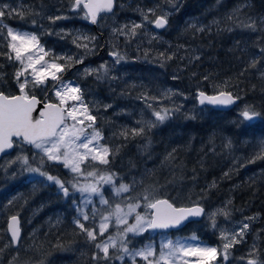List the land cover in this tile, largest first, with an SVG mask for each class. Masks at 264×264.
Masks as SVG:
<instances>
[{
    "label": "trees",
    "instance_id": "1",
    "mask_svg": "<svg viewBox=\"0 0 264 264\" xmlns=\"http://www.w3.org/2000/svg\"><path fill=\"white\" fill-rule=\"evenodd\" d=\"M167 3L117 0L115 13L100 23L115 15L116 22L133 21ZM4 5L17 10L2 18L4 25L34 33L48 48L71 57L62 59L69 64L62 74L84 91L110 149L109 162L99 167L101 174L132 183L130 202L143 201L148 189L178 207L201 205L206 214L221 212L214 216L215 227L204 217L170 232L172 238L194 236L220 251L223 220L248 224L244 236L227 250L230 264H248L250 259L264 264V158H258L264 154V0H179L170 7L160 40L147 35L139 42L132 35L127 43L105 25L91 28L82 7L73 10L74 0H0V7ZM251 21L255 30L245 26ZM6 32L0 34V92L11 96L19 94L16 73L21 65L8 47ZM80 32L95 38L77 40ZM78 43H89L90 50ZM110 53L124 58L117 63ZM78 58L88 64L84 70L94 71L81 76L70 72ZM55 85L29 91L44 102L57 103L51 91ZM221 91L240 103L230 111L199 107V92ZM245 110L258 115L245 120ZM156 112L167 113L166 119L156 121ZM141 128L143 132L133 134ZM18 156H27L34 168L40 164L34 148L19 143L0 160V264H118L114 250L108 260H94L93 255L103 253L75 224L79 218L98 234L103 213L88 211L89 220H82L81 195L72 187L78 183L74 174L44 160L42 170L69 188L65 197L55 182L23 168ZM109 199L111 204L126 201L111 195ZM12 216L22 222L17 248L8 234ZM110 234L98 235V241ZM150 241L143 235L130 238L128 245L137 249Z\"/></svg>",
    "mask_w": 264,
    "mask_h": 264
},
{
    "label": "snow or ice",
    "instance_id": "2",
    "mask_svg": "<svg viewBox=\"0 0 264 264\" xmlns=\"http://www.w3.org/2000/svg\"><path fill=\"white\" fill-rule=\"evenodd\" d=\"M82 9L84 11V18L89 19L91 23L97 22L98 13L101 11L111 12L113 8V0H74L73 10ZM151 11V10H149ZM15 8H11L8 5L0 7V34L3 29H7L6 35L10 38L8 47L11 53H14V58L21 64V70L16 73V80L18 83L19 94L18 95H5L0 92V154L6 150L12 149L16 144H26L32 146L37 150L36 155L43 154L40 157V164L37 167H32L29 163L27 156H18L17 161L20 162L23 168H26L28 172L39 173L41 177H45L48 181H54L59 185L63 195L67 197L69 195V188L65 184L55 178L52 175L46 174L42 170L44 164V157L48 161H55L63 163V166L70 169L72 173H81V163L88 160L89 157L92 161H98L100 164H107L109 155L108 147H102L98 145V139L100 133L93 130L91 134L86 135V128L82 127L85 124V120L92 122L87 127H92L95 123L96 117L89 112L88 105L84 102L83 91L80 86L72 84V82H63L59 73L65 71L66 67H69L68 63L60 64L57 61L59 59L71 60V57L65 58L63 56L54 57L50 61H46L45 57L50 53L45 51V48L40 44L39 39L34 34L21 33L14 31L10 26L2 23V18L6 15H12L16 13ZM55 19H61L57 16ZM167 23L166 16L161 15L156 17L154 24L156 28H163ZM246 27H251L255 30V21L245 23ZM141 24L137 23L131 29V34L135 35V29L140 28ZM77 40L84 39L89 40V37H76ZM94 39V38H91ZM78 47H84L89 49V44L83 45L77 44ZM90 50V49H89ZM264 51V49H262ZM116 58V62L119 63L124 57L119 53H110ZM12 59V55L8 56ZM170 58V57H169ZM76 63H82L83 58H78ZM40 66V67H38ZM31 70V81L25 76L26 73ZM86 74H91L92 69L86 68ZM107 70H105L106 72ZM21 77H25L21 80ZM101 77L98 76L97 79ZM51 79L52 81L60 80L61 83L55 86V96L58 103H45L38 116L34 117L33 113L36 112V106L40 103L34 95L30 94L29 84L32 87L45 85L46 81ZM199 102L204 104L213 105H228L234 103V98L230 92L221 91L216 95L208 96L204 92H199ZM71 102V103H69ZM258 113L250 110L242 112V116L245 120L254 119ZM167 113L161 114L155 113L156 121L163 122L166 119ZM83 117V118H81ZM71 121V123H69ZM143 128L139 131L133 130L134 135H139L143 132ZM15 138V140L13 139ZM83 150V151H81ZM258 158H264V154L258 156ZM89 176L95 177L96 171H90L87 173ZM100 180L105 184L113 186L114 192L119 195L129 191V186L121 183L119 187L115 186L112 175H101ZM72 187L81 194L95 193L100 196V202L107 204L108 201L104 199L101 194V189L96 184L79 185L73 183ZM144 207L146 214L141 215L136 212L137 208L141 207V204L137 200L134 203L127 205V211H124L119 205L116 206L114 215L116 218L117 236L108 235L106 240L98 241V235L104 236L109 228V216H105L99 224V233L95 229L88 228L81 219H76L75 224L81 232L86 233L89 241L94 242L93 246L103 253V257L99 255H93L94 260H108L109 249L116 248V240H120V251L133 257H140L148 264H170V261H175L177 253L182 254L184 257H195L193 264H214V261L218 255V249L211 246H200L197 243H185L177 241L175 244L168 241L162 245L159 257L156 260H149V257L155 255L151 246L144 249L130 252L125 244L128 233L134 235L143 233L148 229H166L169 227H175L180 225L184 220L190 216H200L203 213V209L199 206L195 207H176L170 203L167 199L155 198L154 194L145 189L143 194ZM91 203L89 199L87 201ZM135 213V222L128 224V217ZM215 215V214H213ZM82 220L88 221L89 216L85 213H81ZM213 227H215V220H212ZM17 225V218L12 217V223L9 225L11 232V239L16 242L19 239V228ZM121 225H127L123 229ZM248 224H244L242 228L232 236L229 242L224 243V259L227 260V250L235 243L239 241L236 239L237 235L242 236L244 230L248 228ZM195 240V238H193ZM163 249H168L167 253ZM122 259V257H117ZM184 264H188V261H184ZM248 264H257L254 259L248 260Z\"/></svg>",
    "mask_w": 264,
    "mask_h": 264
},
{
    "label": "rangeland",
    "instance_id": "3",
    "mask_svg": "<svg viewBox=\"0 0 264 264\" xmlns=\"http://www.w3.org/2000/svg\"><path fill=\"white\" fill-rule=\"evenodd\" d=\"M178 2H179V0H168L167 4L159 6L157 8L150 9L151 11L148 10V12L146 14L141 15L140 18L134 19L133 21L127 20L126 22H124V21L116 22V20L119 17L115 18L117 16V15H115L113 17V19L110 20V22H108V21L106 23L105 22L104 23L101 22L100 26H104L105 25V27H107V29L109 31H112V32L116 33L118 36L124 37L123 39L127 43V41L129 39L130 40L132 39L130 37V36H132L131 29L134 27L135 24L139 23V24H141V29H138V28L135 29V35H134V39L135 40H137L139 42L144 41V37H146L147 35L149 36V38L154 37V39L160 40L162 33L161 32H156L153 29L154 21H155L156 17L161 16V15L166 16V19L169 20L171 14H172V10H171L170 7H175ZM151 14H152V17L149 16ZM123 17H125V16H123ZM14 31L21 32V33L34 34V33H31V32L22 31V30H14ZM34 35H36V34H34ZM85 35H88V34L82 33V32L79 33L80 37H85ZM92 38H95V37L93 36ZM38 39H39L40 44L45 48V51L50 53L49 56L45 57L46 61H50L54 57H59V56H63L65 58L69 57L67 55L66 51H64L62 53L61 52L60 53L56 52L55 50L48 48L45 45V43H42L39 37H38ZM89 40L91 41V37H90ZM134 46H136V45H134ZM118 47H120V46H118ZM89 48H90V46H89ZM118 50H121V49L118 48ZM57 62L60 63V64H65L62 59H59ZM83 64H84V66H83ZM87 66H88V64H85V60H83L82 63H76L75 62V64L71 68L73 71H70V72H74L76 75L81 76L84 73V68L87 67ZM38 67H40V66H38ZM30 72H31V70L29 69V72L25 74V76L29 79V81H31ZM62 73H59V76L61 77V80L63 82H72V84L77 85L75 82H73L72 80L69 79V77L67 76V73L66 74L65 73L62 74ZM24 78L25 77H21V80H23ZM49 83H51V84L56 83L55 86H57V85H59L61 83V81L60 80L52 81L51 79H48L46 81L45 85L36 86V87H32V85L30 83L29 84V90H33L35 88H40L42 91H45L47 89ZM55 90H56L55 87L53 89H51V91L53 93V96H54L55 100L58 103V100H57V98L55 96ZM83 99H84V102H85L84 91H83ZM69 103H71V102H69ZM81 118H83V117H81ZM69 123H71V121H69ZM91 123L92 122H89V121L85 120V124L82 125V127L86 128V135L87 134H91L93 132V130L99 132V130L97 129L95 123L92 124V127H87V125L91 124ZM100 137L101 138L98 139V145L102 146V147H107L104 144V142H103V137H102L101 133H100ZM108 149H109V147H108ZM81 151H83V150H81ZM34 152L37 153V150L34 149ZM109 153H110V149H109ZM42 155L43 154L41 153L40 155H37V157L40 158ZM107 159H108V157H107ZM44 160L48 161L46 157H44ZM48 162H50V163H59V164L63 165V163H61V162H55V161H48ZM101 165H104V164H100L98 161H92L91 158L89 157L88 160H86L83 163H81V173H79V174L72 173L70 171V169H67V168L66 169L70 173L74 174V176L78 179V183H80L81 186L88 185V184H96V186L101 189V194L103 195L104 199H106L108 201L107 204H102L100 202V196L99 195H97L95 193H91L90 194L88 192H85L83 194L80 193L81 199H82L81 200L82 204H81V207H80V215H81L82 212L87 214L88 211H90L92 213H96L97 211H102L103 216L101 217V220H100L99 224L101 223V221L103 220V218L105 216H109L110 217L109 222H108L109 223V228H108L107 232L108 233L111 232L110 235H112V236H117L116 218H115V215L113 213H114L115 208H116L117 205H119L124 211H127V205L131 204V203H134V202H130L129 197H128L130 192L133 189V184L132 183L129 184V183L119 182L113 177L116 187H119V185L121 183L126 184V185L129 186V191L128 192L120 193L119 195H117L114 192L112 185L105 184L102 180H100V176L101 175H108V173L101 174V170L99 168ZM93 170H95L96 173H97V175L95 177L87 175L88 172L93 171ZM53 182L54 181H50V183H53ZM109 195H111L112 198L115 201H118L121 198H125L126 201L122 205L117 204V203L111 204L110 199H109ZM89 199L91 200V203L87 202ZM139 203L141 204V207L137 208V210H136L137 213H139L141 215H144V214H146V212L150 211V210H146L145 209L143 201H139ZM213 214L220 215L221 212H217V213L216 212H213V213L209 212V213L206 214L205 218L213 220L214 216H215ZM134 222H135V213L132 216L128 217V224L129 225L133 224ZM243 225H244V223H242V222H238V223H234V224L233 223L230 224L229 222H226L224 220H223V222H221V224L219 225V232H220L221 237H222V247H221V250L218 251V255H217L216 260L214 261V264H230V261H229L230 257H229L228 251H227V260L224 259L223 245H224V243L229 242L232 239V236L235 235L242 228ZM126 226L127 225H121L120 228L123 229ZM244 234H245V230H244L242 236L237 235L236 239L239 241L240 238L244 236ZM143 235H147V237L149 239H151L152 241H150L148 243L144 242L142 244V246L138 247L137 249H132V248L129 247L128 240L130 238H134V237L137 238V237H141ZM107 237L104 240H106ZM193 238H195V240ZM168 241L173 242V244H175L177 241H180V242H185V243H197L200 246H210L207 243L202 242L201 240H199L198 238H196L194 236H192V237L172 238V237L169 236V233L158 234V233L154 232L152 229H148L147 231H145L143 233H140V234H137V235H134L132 233H128L127 239L125 241V244L128 247V249L130 250V252L138 251V250L144 249L145 247L151 246L152 249L155 252V255L153 257H149V260H156L159 257V253L161 251L162 245L164 243L168 242ZM120 247H121L120 240L117 239L116 240V248H110L109 249V251L110 250H114L117 253V257L118 256L122 257V259H118L117 258L118 264H148V261H145L144 259H142L140 257H135L133 259L132 256L123 253L122 251H120ZM163 250H164L165 253H167V251H168V249H163ZM195 259H196L195 257H184V256H182V254L177 253V258L175 259V261H170V264H184V261H188V264H193ZM161 264H163V262H161Z\"/></svg>",
    "mask_w": 264,
    "mask_h": 264
},
{
    "label": "water",
    "instance_id": "4",
    "mask_svg": "<svg viewBox=\"0 0 264 264\" xmlns=\"http://www.w3.org/2000/svg\"><path fill=\"white\" fill-rule=\"evenodd\" d=\"M116 2H117V0H113V8H112L111 12L101 11L100 13H98L97 22L95 24L91 23L90 20L88 19L89 26L91 28L97 30L98 29V25L100 23V20H101V18L103 16H111V15H113L115 13ZM166 26H167V23H166V25L163 28H156L155 24H154L153 25V29L156 32H161L162 30H164L166 28ZM205 95L212 96L211 94H208V93H205ZM214 95H216V94H214ZM232 96L234 98V103H231V104H228V105H213V104H208L207 102H205L204 104H200L199 96L197 97V101H198V105H199L200 108L210 107V108H212L214 110H217V111H230V110L234 109L240 103V100L237 97H235L234 95H232ZM36 98H37V100L40 101V103L37 104V106H36V112L33 113L34 117L38 116L39 111H41L43 109L45 103H54V102H44L40 98H38V97H36ZM13 139L15 140V138H13ZM28 146H30V145H28ZM30 147H32V146H30ZM14 150H15V145H14V147L12 149L6 150L4 153L0 154V160H2L6 156L11 155L14 152ZM168 201L170 203H172L170 200H168ZM174 206H176V205H174ZM195 206H199V207H201L203 209V213L200 216H190L186 220H184L180 225L175 226V227H169V228H166V229H152V230L154 232L158 233V234H161V233L178 231V230H180L181 228H183L184 226H186L187 224H189L191 222H200L204 218L206 210L201 205H194V206H190V207H195ZM176 207H178V206H176ZM185 208H188V207H185ZM12 217L9 218L8 224H7L8 234L10 236V239H11V232H10V229H9V225L12 223ZM15 217L17 218V225L16 226L19 228V239L16 242H13L12 239H11V241L13 242L14 247L17 248L20 245V242H21V239H22V235H23V231H22V222H21L20 217L19 216H15Z\"/></svg>",
    "mask_w": 264,
    "mask_h": 264
},
{
    "label": "bare ground",
    "instance_id": "5",
    "mask_svg": "<svg viewBox=\"0 0 264 264\" xmlns=\"http://www.w3.org/2000/svg\"><path fill=\"white\" fill-rule=\"evenodd\" d=\"M204 60V59H203Z\"/></svg>",
    "mask_w": 264,
    "mask_h": 264
}]
</instances>
